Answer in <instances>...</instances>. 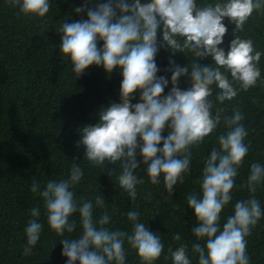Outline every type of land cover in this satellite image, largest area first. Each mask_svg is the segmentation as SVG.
Segmentation results:
<instances>
[{"label":"clouds","instance_id":"clouds-1","mask_svg":"<svg viewBox=\"0 0 264 264\" xmlns=\"http://www.w3.org/2000/svg\"><path fill=\"white\" fill-rule=\"evenodd\" d=\"M8 2L25 18H43L51 6L50 0ZM262 11L264 0H224L204 6H198L196 0H107L94 6L93 0H84L75 12H86L87 19L65 21L57 29L61 35L60 57L62 61L70 58L76 79L92 65L102 66L108 74L118 70L122 76L120 102H110L100 110L95 124L79 129L81 139L76 147L83 146L84 159L92 166L103 169L120 162L122 170L116 184L132 201L137 198V185L145 183L135 174L141 163L147 166L145 172L152 185L163 178L165 189L172 193L178 180L183 183L184 174L189 172L191 148L203 143L222 121L228 129L218 136L219 149L213 148L205 160L202 196L187 197L197 221L191 231L197 240L206 241L205 246H192L198 254V264H250L246 237L264 217L261 203L255 198L258 185L264 182V166L256 162L251 164L246 184L241 185L252 195L237 201L234 214L220 227V214L233 199L235 178L251 142L245 143L248 131L240 109H234L230 117L219 107L213 114L210 99L213 85L219 89L215 100L223 104L238 92L255 87L261 79L258 65L264 53L256 51L251 39H242L235 33L244 30L254 12ZM225 18L235 26L227 52L220 47L228 32ZM158 33L162 34V41L158 40ZM165 46L173 56L191 53L194 57L183 67L169 60L170 81L157 75L156 56ZM208 57L212 63H199ZM183 76H188L191 85L186 90L178 86ZM169 83L171 89L165 95ZM137 92L139 102L133 103ZM165 131L166 136L162 135ZM82 176L83 171L74 160L67 179L48 181L43 191L35 178L32 181L31 191L43 199L47 224L58 236L75 230L76 221L70 217L79 213L82 234L60 240L61 255L67 258V264H126L125 241L136 251L140 264H155L164 245L160 235L138 222V211L127 213L133 222L129 234L106 227L110 221L107 211L94 220L91 200L77 206L70 189ZM95 204L105 207L104 197L96 196ZM31 216L25 228V256L32 254L43 229L38 222L40 209L33 208ZM173 239L179 241L180 234ZM168 252L173 264H191L186 245L175 251L169 247Z\"/></svg>","mask_w":264,"mask_h":264},{"label":"trees","instance_id":"trees-1","mask_svg":"<svg viewBox=\"0 0 264 264\" xmlns=\"http://www.w3.org/2000/svg\"><path fill=\"white\" fill-rule=\"evenodd\" d=\"M88 2L92 3V0ZM106 2L93 0V6ZM145 2L147 0H141V3ZM217 2L223 3L224 0H196L198 6ZM83 4L84 0H50V10L45 17L25 18L8 0H0V264H67V258L61 255L60 240L77 238L82 234L79 213L70 217L76 221L75 230L72 233L65 231L63 237L58 236L47 224L43 199L34 194L31 187L33 178L40 184V191L48 181L67 179L74 160L83 171L81 180L70 189L78 207L82 201L91 200L94 220L107 211L110 221L106 227L129 234L133 222L128 220L127 213L138 211V222L160 235L164 245L155 264H173L168 249L171 247L175 251L182 244L187 246L191 264H198L199 257L192 251V246L194 243L205 246L206 241L197 240L191 231L197 221L187 205V197L190 194L202 196L201 177L205 160L213 148L219 149L218 136L228 129L222 121L203 143L191 148L189 172L184 174L183 183L178 180L172 193L165 189L163 178L159 184L152 185L145 172L147 166L141 163L135 174L145 183L137 185V198L132 201L116 184L122 170L120 162L108 164L103 169L92 166L84 159L83 146L76 147L81 139L79 129L95 124L100 110L108 107L110 102H120L122 80L118 70L108 74L102 66L95 65L76 79L70 58L62 61L59 50L61 35L57 29L62 22L87 19L86 12H75V8ZM224 23L228 32L220 47L227 52L234 39L235 26L229 24L227 18ZM235 35L251 39L256 51L264 53V11L254 12L244 30ZM158 40L162 41L161 33H158ZM98 46L102 47V42ZM192 59L191 53L173 56L165 46L156 56L157 75L170 81L171 72L167 71L169 60L183 67ZM199 63L206 66L212 60L208 57ZM258 67L261 79L257 85L246 92H238L231 101L223 104L216 101L219 89L212 86L213 114L219 107L224 109V115L230 117L234 109L239 108L245 115L243 124L248 131L245 143L251 142L235 178L231 192L233 199L220 214L221 229L228 216L234 214L235 203L252 195L246 186L241 187L246 184L251 164L258 162L264 166V55ZM178 86L185 90L189 88L188 76L181 77ZM170 89L171 83L164 94L167 95ZM139 97L137 92L132 102H139ZM162 135L166 136L167 131ZM137 159H141L139 149ZM98 195L105 199L103 208L95 204ZM255 198L264 210V182L258 185ZM33 208L40 209L38 222L43 224V229L32 254L25 256V228L32 219ZM177 233L181 236L179 241L173 239ZM246 240L250 264H264V217ZM125 249L126 264H140L136 251L126 241Z\"/></svg>","mask_w":264,"mask_h":264}]
</instances>
